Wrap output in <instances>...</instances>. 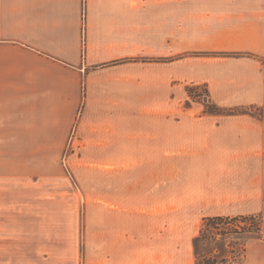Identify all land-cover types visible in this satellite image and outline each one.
Returning <instances> with one entry per match:
<instances>
[{
	"label": "crops",
	"instance_id": "0c3cea01",
	"mask_svg": "<svg viewBox=\"0 0 264 264\" xmlns=\"http://www.w3.org/2000/svg\"><path fill=\"white\" fill-rule=\"evenodd\" d=\"M0 48L7 52L0 54V145L13 144V131H25L22 144L43 145L55 123L70 122L79 109L77 133L90 143L81 148L97 149L105 161L145 157L140 141L130 149L125 122L137 107L168 115V132L152 141L169 152L177 223L261 202L264 123L183 103L187 87L200 86L217 106L264 112V0H0ZM105 63L111 66L98 71ZM166 238L176 246L178 237ZM123 244L105 251L104 264H176L177 248Z\"/></svg>",
	"mask_w": 264,
	"mask_h": 264
},
{
	"label": "rangeland",
	"instance_id": "374dc122",
	"mask_svg": "<svg viewBox=\"0 0 264 264\" xmlns=\"http://www.w3.org/2000/svg\"><path fill=\"white\" fill-rule=\"evenodd\" d=\"M82 42L83 58L84 38ZM108 66L111 64L100 65L98 71ZM87 87L83 83V98ZM137 89V83L131 85L134 98ZM186 91L189 99L184 105L203 107L208 112L220 108L216 113L224 115L248 114L264 123V112L259 107H220L212 103L205 87L189 86ZM78 110L70 122L55 123L43 145L22 144L26 141L25 131H13V144L0 145V264H104L105 251L121 248L122 240L130 250L163 252L177 248L176 264H194L191 239L198 234L202 219L187 224L185 219L177 223L171 218L169 152L166 146L153 145L152 141L168 132V115L142 114L137 107L132 108L125 115L130 149L140 141L142 149L150 153L127 161H105L98 160L105 156L97 149L80 147L90 143L80 142L77 127L83 111ZM126 132L124 138L128 137ZM154 149L162 152L163 160L152 159ZM180 164L177 168L174 165V176L177 170L180 175ZM258 181L262 184L261 202H242L224 212L231 217L261 218L262 239L247 243L242 264L264 260V161L259 163ZM166 237H178L176 246L169 247Z\"/></svg>",
	"mask_w": 264,
	"mask_h": 264
},
{
	"label": "trees",
	"instance_id": "16d2710c",
	"mask_svg": "<svg viewBox=\"0 0 264 264\" xmlns=\"http://www.w3.org/2000/svg\"><path fill=\"white\" fill-rule=\"evenodd\" d=\"M215 109L211 112L220 110ZM254 239H262V221L259 216L205 217L192 240L194 264H242L247 243Z\"/></svg>",
	"mask_w": 264,
	"mask_h": 264
}]
</instances>
